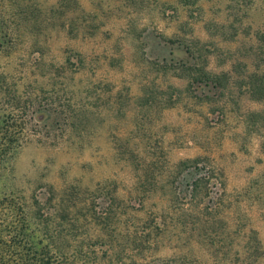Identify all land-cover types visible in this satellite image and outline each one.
Returning <instances> with one entry per match:
<instances>
[{"label":"rangeland","instance_id":"374dc122","mask_svg":"<svg viewBox=\"0 0 264 264\" xmlns=\"http://www.w3.org/2000/svg\"><path fill=\"white\" fill-rule=\"evenodd\" d=\"M0 80V264H264V0H0Z\"/></svg>","mask_w":264,"mask_h":264},{"label":"trees","instance_id":"16d2710c","mask_svg":"<svg viewBox=\"0 0 264 264\" xmlns=\"http://www.w3.org/2000/svg\"><path fill=\"white\" fill-rule=\"evenodd\" d=\"M1 83V80H0ZM0 96H4L6 103L3 106H0V160L5 155H12L20 145L21 140L24 137V131L26 126V121L23 119L17 118V114L27 109L28 101L23 100L22 96L17 93L16 88L5 89L3 85L0 84ZM46 230L49 233V225L46 226ZM50 238L55 237L54 234L49 235ZM68 250L61 252L62 255L68 254ZM47 254V251L44 252ZM42 264H50L51 257L42 258Z\"/></svg>","mask_w":264,"mask_h":264}]
</instances>
